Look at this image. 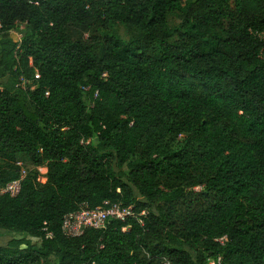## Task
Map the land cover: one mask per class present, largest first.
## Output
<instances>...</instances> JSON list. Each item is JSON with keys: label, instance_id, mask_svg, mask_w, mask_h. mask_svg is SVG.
Returning <instances> with one entry per match:
<instances>
[{"label": "trees", "instance_id": "16d2710c", "mask_svg": "<svg viewBox=\"0 0 264 264\" xmlns=\"http://www.w3.org/2000/svg\"><path fill=\"white\" fill-rule=\"evenodd\" d=\"M23 170L0 228L41 244L0 264H264V0H0V190ZM105 201L144 223L64 233Z\"/></svg>", "mask_w": 264, "mask_h": 264}, {"label": "built area", "instance_id": "2783aa9c", "mask_svg": "<svg viewBox=\"0 0 264 264\" xmlns=\"http://www.w3.org/2000/svg\"><path fill=\"white\" fill-rule=\"evenodd\" d=\"M26 171H22V175L19 179L9 182L0 192H9L12 195L19 193L21 189L22 179L25 177ZM146 211L137 213L134 205H124L122 202L111 203L105 201L104 205L96 208H91L87 203L80 205L77 211L68 213L63 221V231L68 236H79L84 233L88 227L102 228L106 225V222L111 219L126 220L128 217H135L143 224V215ZM225 238H221L220 241H224ZM221 257H219L220 261ZM211 264H216L215 260L210 261ZM170 264V262H167Z\"/></svg>", "mask_w": 264, "mask_h": 264}, {"label": "rangeland", "instance_id": "374dc122", "mask_svg": "<svg viewBox=\"0 0 264 264\" xmlns=\"http://www.w3.org/2000/svg\"><path fill=\"white\" fill-rule=\"evenodd\" d=\"M22 28V27H21ZM21 30H12L10 33H9V36L10 37H14V38H20L21 37ZM40 171H41V176H40V179L42 181H46V177H45V173L47 171V168L45 166L43 167H40ZM20 237H27L29 238L33 244H36V245H40L41 244V240L38 239V238H35V237H30L29 235L27 234H18V233H11V232H7L6 230L0 228V246H4L6 245L9 240L13 239V238H20Z\"/></svg>", "mask_w": 264, "mask_h": 264}]
</instances>
